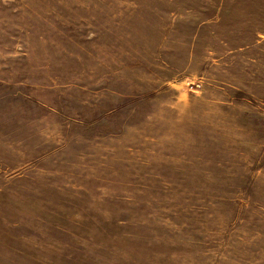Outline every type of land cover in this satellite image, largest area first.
<instances>
[{"label": "rangeland", "instance_id": "1", "mask_svg": "<svg viewBox=\"0 0 264 264\" xmlns=\"http://www.w3.org/2000/svg\"><path fill=\"white\" fill-rule=\"evenodd\" d=\"M0 264H264V0H0Z\"/></svg>", "mask_w": 264, "mask_h": 264}, {"label": "crops", "instance_id": "2", "mask_svg": "<svg viewBox=\"0 0 264 264\" xmlns=\"http://www.w3.org/2000/svg\"><path fill=\"white\" fill-rule=\"evenodd\" d=\"M215 23H218V20H216V22Z\"/></svg>", "mask_w": 264, "mask_h": 264}]
</instances>
